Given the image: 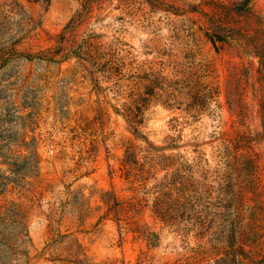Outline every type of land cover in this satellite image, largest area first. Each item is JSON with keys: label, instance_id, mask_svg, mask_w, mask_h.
<instances>
[{"label": "rangeland", "instance_id": "rangeland-1", "mask_svg": "<svg viewBox=\"0 0 264 264\" xmlns=\"http://www.w3.org/2000/svg\"><path fill=\"white\" fill-rule=\"evenodd\" d=\"M0 264H264V0H0Z\"/></svg>", "mask_w": 264, "mask_h": 264}, {"label": "trees", "instance_id": "trees-1", "mask_svg": "<svg viewBox=\"0 0 264 264\" xmlns=\"http://www.w3.org/2000/svg\"><path fill=\"white\" fill-rule=\"evenodd\" d=\"M147 101L148 100L144 96L140 94H135L134 98H131L126 104L122 105L121 110L123 112L121 115L123 116L126 124L128 125L129 129L132 131L134 136H139L138 127H140L142 124L140 112L142 107H144Z\"/></svg>", "mask_w": 264, "mask_h": 264}]
</instances>
